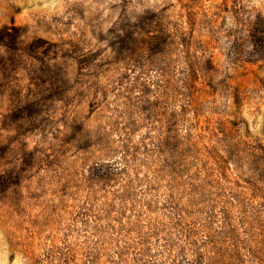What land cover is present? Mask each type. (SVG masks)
<instances>
[{
    "label": "rangeland",
    "instance_id": "1",
    "mask_svg": "<svg viewBox=\"0 0 264 264\" xmlns=\"http://www.w3.org/2000/svg\"><path fill=\"white\" fill-rule=\"evenodd\" d=\"M0 264H264V0H0Z\"/></svg>",
    "mask_w": 264,
    "mask_h": 264
}]
</instances>
